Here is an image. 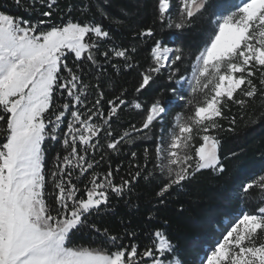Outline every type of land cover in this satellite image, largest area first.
Instances as JSON below:
<instances>
[{
    "label": "snow or ice",
    "instance_id": "snow-or-ice-1",
    "mask_svg": "<svg viewBox=\"0 0 264 264\" xmlns=\"http://www.w3.org/2000/svg\"><path fill=\"white\" fill-rule=\"evenodd\" d=\"M14 3L19 7L21 0ZM209 4L178 0L173 16L172 0H155L153 25L183 31ZM37 5L46 10L35 23L0 10V264H186L162 227L150 231L151 243L141 250L135 231L112 234L92 218L108 209L110 196L125 197L141 178H162L156 195L163 203L167 194L202 170L216 175L226 171L224 159L237 153L223 159L220 154L218 132H233L236 123L225 112L229 105L244 108L257 97L264 101V0H241L216 14L214 31L192 58L190 76L179 80L176 65L185 58L184 49L156 39L153 25L133 33L142 43L153 42V64L141 73L135 91L140 93L168 71L170 81L188 83L187 98L175 87L170 91L191 111L188 116L177 112L167 132L161 128L151 157L145 149L143 163H130L127 178L121 176L119 182L114 172L120 165L96 171L107 158L105 149L119 153L122 146L134 144L154 122L163 124L168 109L158 98L147 107L129 101L127 90L106 96L101 78L108 67L116 73L138 67L133 59L137 47L116 45L103 23H123L106 11V0L96 7L100 21L62 16L55 23L61 12L58 0H31L30 7ZM91 6V0H84L81 15ZM71 12L69 5V17ZM130 103L143 111L144 119L139 128L130 125L114 135L113 124ZM225 118L230 121L227 128L219 123ZM196 137L202 141L198 147ZM46 141L60 143L63 150L50 167ZM130 156L137 160L136 152ZM254 189L264 193V176L244 183L242 198L248 199ZM85 233L98 240L79 243L78 236ZM124 238L133 242L125 244ZM202 264H264V197L254 212H244L232 224Z\"/></svg>",
    "mask_w": 264,
    "mask_h": 264
},
{
    "label": "trees",
    "instance_id": "trees-1",
    "mask_svg": "<svg viewBox=\"0 0 264 264\" xmlns=\"http://www.w3.org/2000/svg\"><path fill=\"white\" fill-rule=\"evenodd\" d=\"M239 1L210 0L207 10L194 19L192 27L177 31L162 27L159 23L153 25L155 0H106V11L113 19H120L123 23L117 25L108 20H104L103 23L112 32L116 45L137 47L133 59L138 65L133 69H123L119 73L108 67L106 74L101 78V87L105 88L106 96L111 98L120 91L127 90L125 99L129 101L139 100L147 107L158 98L166 107H170L169 114L177 110L188 116L191 110L184 108V101L178 102L177 105L171 103L175 97L170 89L177 88V84L168 79V71L157 75L140 93L135 91L141 81V73L153 64L151 55L153 42L149 40L142 43L134 38L133 33L153 25L157 31L156 39L169 47L179 46L184 49L185 58L176 65L180 71L175 79L179 80L180 76L189 74L192 58L204 46L208 35L214 31L212 23L214 16L233 9ZM30 3L31 0H21L20 6L17 7L14 0H0V10H6L14 16L35 23L41 18V11L46 9H41L39 5L33 9ZM82 3L84 0H58L61 12L53 22L60 23L62 16L65 20L68 18L80 21L101 20L96 12L100 0H91L90 10L84 9L83 15ZM69 5L72 6L70 17L67 15ZM171 11L175 16L177 11L174 8ZM105 82L110 83L113 90H108ZM177 90L179 95L188 97V94L179 91L178 88ZM196 99L199 100L201 97L197 96ZM229 107L231 110L225 112V117H236L235 130L218 132L221 139L220 154L222 159L233 152L237 155L224 159L225 172L216 175L211 170H202L195 179L186 182L182 188L167 194L163 203L156 195L162 178L158 175L147 180L141 178L134 184L132 192L125 197L110 196L108 209L100 216L93 217L92 222L97 227L106 228L110 233L120 236H123L125 229L135 231L137 233L135 243L140 245L141 250L151 243L148 238L150 231L162 227L169 239L177 245V251L186 264H196V259L203 253L205 244L213 243L212 240L219 237L233 223L236 215L254 212L259 206V200L264 197V193L258 189L251 190L248 199H243L241 193L244 183L264 176V101L257 97L250 100L244 108L234 104ZM143 119V111L135 109L130 103L119 113L118 122L113 124L114 135L128 129L130 125L139 128ZM219 123L227 128L230 121L225 118ZM161 128L162 124L154 122V125L146 130V135L140 134L134 144L122 146L119 153L105 149L107 158L96 171L103 173L109 164L113 169L120 165V171L114 172L116 181L119 182L121 176L127 178V173L131 170L130 163H143L145 149L149 150L151 157L155 141L161 135ZM2 142L0 137V143ZM201 142L198 137L194 140L197 147ZM58 152L63 154L60 143L46 141L47 167L51 166L52 159ZM130 152L137 153V160H132ZM99 156L100 153H97L96 158L99 159ZM150 214L151 220L148 219ZM90 239L98 240L94 234L85 233L78 236L79 243H88ZM132 242L127 238L123 239L125 244Z\"/></svg>",
    "mask_w": 264,
    "mask_h": 264
},
{
    "label": "rangeland",
    "instance_id": "rangeland-1",
    "mask_svg": "<svg viewBox=\"0 0 264 264\" xmlns=\"http://www.w3.org/2000/svg\"><path fill=\"white\" fill-rule=\"evenodd\" d=\"M172 3H173V8L175 9V11H177V9H178V0H172ZM240 3H241V0L239 1L238 5H239ZM190 74H191V70H190V72H189V74H188L187 76H190ZM176 84H177V83H176ZM177 88L179 89V91L184 92V93H186V94L189 95V93H188V91H187V89H188V83H187V82L181 81L180 84H177ZM181 96H184V95H181ZM198 96H199V95H198ZM184 97H185V96H184ZM201 98H202V97H201ZM178 102H181V100H178V99H176V98H174V99L171 101V103H172V104H175V105H177ZM165 107H166V106H165ZM166 108H168V107H166ZM174 108H175V107H173V109H174ZM169 110H170V108L168 109L167 116L164 118V121H163V124H162L163 129L165 130V133L167 132V129L172 125L174 115H175L177 112H179V111H177V110H173V111L170 112V114H169ZM243 213H244V212H242V213L236 215V219L233 221L232 224L236 223L237 220L242 216ZM232 224H231L227 229H225V231H223V232L219 235V237L214 238V239L212 240L213 243H211V244L208 243V244H205V245H204V247H203V253H200V254H199L198 258L196 259V264H202V259H203L207 254H210V251L215 247L216 242H217V241H220V240L222 239L223 235H224V234L226 233V231L232 226Z\"/></svg>",
    "mask_w": 264,
    "mask_h": 264
},
{
    "label": "water",
    "instance_id": "water-1",
    "mask_svg": "<svg viewBox=\"0 0 264 264\" xmlns=\"http://www.w3.org/2000/svg\"><path fill=\"white\" fill-rule=\"evenodd\" d=\"M170 107H168L167 109H169Z\"/></svg>",
    "mask_w": 264,
    "mask_h": 264
}]
</instances>
